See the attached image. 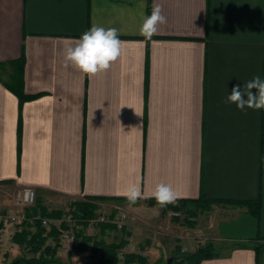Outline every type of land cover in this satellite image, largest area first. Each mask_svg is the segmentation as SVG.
I'll list each match as a JSON object with an SVG mask.
<instances>
[{"label": "crops", "instance_id": "crops-1", "mask_svg": "<svg viewBox=\"0 0 264 264\" xmlns=\"http://www.w3.org/2000/svg\"><path fill=\"white\" fill-rule=\"evenodd\" d=\"M154 4L167 23L149 40L139 30ZM93 25L117 29L122 50L88 77L65 64L64 49ZM257 76L264 0H0V186L34 189L48 211L121 205L158 224L168 212L150 194L165 183L176 201H215L207 221L166 240L133 231L127 252L161 261L204 241L213 256L199 264H264V109L224 102ZM131 183L147 194L134 205L117 194ZM245 201L259 202L258 217L236 204ZM79 233V251L58 249L56 260L93 264L81 237L123 239L102 225ZM14 234L2 232L8 263L39 255Z\"/></svg>", "mask_w": 264, "mask_h": 264}, {"label": "clouds", "instance_id": "clouds-1", "mask_svg": "<svg viewBox=\"0 0 264 264\" xmlns=\"http://www.w3.org/2000/svg\"><path fill=\"white\" fill-rule=\"evenodd\" d=\"M167 23V18L162 14L159 4H154L151 14L146 16L140 27V35L151 39L158 31V26ZM122 50V41L119 39L118 30L115 28L105 29L93 25L73 43L66 44L64 59L66 65L74 66L82 74L91 77L98 72L109 68L110 63L117 60ZM255 90V91H254ZM226 104H234L238 110L264 109V79L254 77L252 80L237 84L232 87L228 94ZM124 196L129 205H134L138 199H143V194L137 183L129 184L122 192L117 193ZM160 207L174 204L179 198V193L171 185L160 183L150 194Z\"/></svg>", "mask_w": 264, "mask_h": 264}, {"label": "trees", "instance_id": "trees-1", "mask_svg": "<svg viewBox=\"0 0 264 264\" xmlns=\"http://www.w3.org/2000/svg\"><path fill=\"white\" fill-rule=\"evenodd\" d=\"M18 64V71L21 74L22 64L19 62ZM155 202V201H154ZM151 202V203H154ZM215 203V201L208 200L205 196H201L199 199L195 201H176L174 204H168L165 207H161L163 212H167L169 210H177V208L182 207L183 205L194 204L198 206L200 209H204L209 207ZM239 206H243L247 208L248 212L255 217H258L259 214V202H251L245 201L236 203ZM73 216L74 217H83V218H91L96 210V206L91 203H82V202H74L71 204ZM34 211H40L44 216L47 217H57L59 216V212L57 211H47L46 209L42 208L39 204H36L35 207L32 209ZM2 225V224H1ZM0 225V228L2 227ZM104 228L114 229L115 227L112 225H102ZM26 229V228H25ZM46 231L41 229L38 225L35 226V231L29 235L27 230L21 232H15L13 240L20 244L29 245L33 252L37 253L40 252L41 255L38 259H22L16 258L13 259L12 262L9 264H71V263H62L55 259L49 260L51 254L54 255L56 253V249H52L49 246L45 245L48 237L54 235V230L51 229L46 235ZM45 235V236H44ZM80 233H78V237L80 238ZM81 242L84 246H89V257L95 261L96 264H119L116 258V252L120 248H122L125 244L124 241H120L119 243H110L107 244L103 241H93L92 237L83 236L81 237ZM90 244V245H89ZM213 256V249L210 244H208L204 248H200L195 250L192 253H184L182 254V261L186 262L187 264H199L202 260L208 259ZM173 257L172 259H174ZM146 264V259L141 255L134 254V253H126L124 255V259L122 264ZM173 264V263H172Z\"/></svg>", "mask_w": 264, "mask_h": 264}, {"label": "rangeland", "instance_id": "rangeland-1", "mask_svg": "<svg viewBox=\"0 0 264 264\" xmlns=\"http://www.w3.org/2000/svg\"><path fill=\"white\" fill-rule=\"evenodd\" d=\"M16 66V65H15ZM18 68V67H17ZM21 189H17L15 190L13 187H10L9 185L7 184H4V185H1L0 186V198L4 201H6L8 204H10L12 206V208H4V209H0V213L5 214L7 212H11L12 214H14L16 211H19L20 208L16 207L15 206V201H16V197H17V194L18 192L20 191ZM76 201H69L67 204L65 205H62L60 208H52L51 210L49 211H57L59 212V214H62V213H67V211L71 210L72 206L71 204L74 203ZM38 204V201H37V194H36V203L35 205ZM113 207H119L121 208L122 210H124L125 214L127 215L126 219H125V228H126V233L125 231H121L122 232V241H128L127 238L129 237V233L130 234H133V231L139 236V237H142L143 235L144 236H148L150 238V240L152 238H155V237H158V238H161V239H168V237H172L173 234H176L180 233V236H181V227H184V228H194V226H196V228L202 226L206 221H207V218H208V215H210V212L212 211L213 209V205H210L209 207H206L204 209H200L198 206L196 205H192V204H189V205H183L182 207H179L177 208V210H175V212H178L179 213V217H176V218H173L170 216V213L169 211L171 212V210L165 212L167 215H166V222L164 223H158V224H155V223H150V224H145V221H143V219H141V217H136L135 213L132 212V211H129L127 210L125 207L119 205H113V206H108V205H105V204H100L99 205V208L96 207V210H95V213L97 212H100L101 214L105 213V212H110ZM48 211V210H47ZM173 211V210H172ZM15 226V232H18L17 229H18V226L17 224H15V221L13 222H8V223H5L4 225H1V229L3 230L5 228V226ZM197 225H199L197 227ZM25 227L23 228L22 231H25L26 229V225H24ZM100 226V225H99ZM98 226H94L93 228H90V229H96ZM174 228L176 230H174ZM117 231H120L119 229H116ZM136 230V231H135ZM19 233V232H18ZM114 234L113 236H107V239L109 241H112L114 239ZM133 237V236H132ZM173 238H175V236L173 235ZM114 243V242H112ZM2 244V242H1ZM208 245V243H205L204 241H200L198 243V246H197V249H200V248H204ZM26 247H28L29 251L31 253H34L36 254L35 252H33V250H31L30 246L29 245H26ZM2 246H1V249H0V264H9L8 263V256H9V252H3L2 251ZM75 250L79 251V249L76 247ZM87 252V255L88 253H90V249H87V248H80V251L83 252L85 251ZM138 250V249H137ZM140 252L144 251V250H138ZM137 251V252H138ZM38 253V252H37ZM182 254H184V252H181L180 250H177V254L175 256V258L172 260V263L173 264H187L186 262L182 261L183 257H182ZM41 255V253L39 252V255L37 257H32V258H26L25 257H14L13 259H16V258H22L24 260L26 259H38L39 256ZM85 255V254H84ZM87 255L84 256V258H87ZM141 255V254H140ZM142 256V255H141ZM146 259V264H166L167 260H161V261H152V260H149L147 261V257L148 256H142ZM50 258H52L51 260L55 259L56 260V253L54 255H50L49 257H47V259L49 260ZM149 258V257H148ZM12 259V260H13ZM11 260V262H12ZM58 261V260H57ZM120 264H122V261H118ZM82 263H84V261H82ZM171 263V264H172ZM85 264H91L90 262H86ZM93 264H96L95 261H93ZM135 264H138V263H135Z\"/></svg>", "mask_w": 264, "mask_h": 264}, {"label": "built area", "instance_id": "built-area-1", "mask_svg": "<svg viewBox=\"0 0 264 264\" xmlns=\"http://www.w3.org/2000/svg\"><path fill=\"white\" fill-rule=\"evenodd\" d=\"M35 203V190L30 187L21 188L15 201V206L20 208V210L16 211L14 214L7 212L2 215V213H0V225L15 221V224L18 226V232L23 230L25 227L24 225L34 227L38 225L41 229L46 231L45 235L52 229L54 230V235L48 237L50 242L46 246L56 249V251L59 249L65 254H67L71 249L76 248L80 229H90L99 225H112L115 229H119L123 232L125 231L126 233L124 222L127 215L124 210L119 207H113L110 212H105L103 214L100 212L94 213L91 218H83L81 216L74 217L72 209L67 211V213L60 214L57 217H47L40 211L32 210L35 207ZM170 216L176 218L179 217V213L171 211ZM2 232L3 230L0 228V249ZM127 243L128 242L125 241L124 246L117 250L116 258L118 261H123L124 255L129 253L127 252Z\"/></svg>", "mask_w": 264, "mask_h": 264}, {"label": "water", "instance_id": "water-1", "mask_svg": "<svg viewBox=\"0 0 264 264\" xmlns=\"http://www.w3.org/2000/svg\"><path fill=\"white\" fill-rule=\"evenodd\" d=\"M173 259H168L166 264H171Z\"/></svg>", "mask_w": 264, "mask_h": 264}]
</instances>
